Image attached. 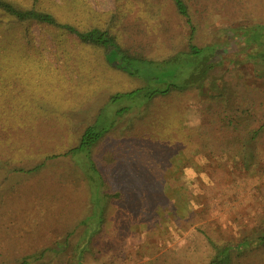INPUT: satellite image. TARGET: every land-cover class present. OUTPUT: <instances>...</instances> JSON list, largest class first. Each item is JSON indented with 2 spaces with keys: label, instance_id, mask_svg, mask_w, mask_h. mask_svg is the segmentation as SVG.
<instances>
[{
  "label": "rangeland",
  "instance_id": "rangeland-1",
  "mask_svg": "<svg viewBox=\"0 0 264 264\" xmlns=\"http://www.w3.org/2000/svg\"><path fill=\"white\" fill-rule=\"evenodd\" d=\"M13 1L107 30L130 55L162 61L187 47L170 0ZM186 1L194 43L217 48L213 68L200 85L149 101L163 79L143 63L111 64L102 46L0 12V264H208L211 240L264 227V67L254 57L264 43L245 42L264 26V0ZM102 109L96 230L82 221L97 178L68 151ZM236 261L264 264V248Z\"/></svg>",
  "mask_w": 264,
  "mask_h": 264
},
{
  "label": "trees",
  "instance_id": "trees-1",
  "mask_svg": "<svg viewBox=\"0 0 264 264\" xmlns=\"http://www.w3.org/2000/svg\"><path fill=\"white\" fill-rule=\"evenodd\" d=\"M132 1L136 2L137 0ZM170 1L174 6L176 14L187 26L189 33L186 42V49L179 51L178 54L162 61H155L150 58L128 54L116 42L115 37L107 30L101 29L97 26L90 27L85 30H79L76 26L60 23L52 13L38 10L34 7L23 8L14 3L13 0H0V12L6 15L9 19L17 22H38L57 27L68 33L76 35L83 44L102 46L106 50V57H110L111 61L109 63L111 64L115 58H118L125 63H130L133 60L137 62V64L143 63V72L145 74L156 73V78L159 76V79H163V87L161 89H153L148 93L146 100L149 101L158 94L165 95L171 90H184L192 86L200 85L207 76L209 70L213 68V59L217 50L214 45L198 47L194 43L197 27L187 1ZM121 2L125 5L126 0H121ZM150 16L152 15L149 13V17ZM251 32L252 34L249 32V35L245 38V42L252 41L253 39H251V37H256L260 43H264V26L254 28ZM254 57L259 60L260 66L264 67V50L257 51ZM120 67L121 65L119 64L117 68ZM259 77L264 78V68H261ZM127 95L131 96L135 95V93L132 92ZM119 96L122 97L123 95ZM117 97L118 95L114 98ZM103 114L104 109L100 111L96 121L85 128L81 135L79 144L68 151V154H71L72 156H77L78 154L83 153L87 160V166L93 173V178H97V185L92 187V200L95 211L91 216H89L91 218H86L82 221L88 227H91L94 223H96V230L102 222L101 215L106 205V197L105 193H102L99 190L101 185L100 176L94 167L91 153L93 147L108 130H106L101 123L103 120ZM261 131L262 127L253 132V136ZM98 209H100V212L97 222L93 218L98 212ZM210 242L213 244L214 253L208 264H237L236 259L240 256L247 254L253 249L264 248V227H262L256 235L241 238L239 241L225 242L222 244H218L212 240ZM79 256H81L80 253ZM26 262L27 259H24L20 264H26Z\"/></svg>",
  "mask_w": 264,
  "mask_h": 264
}]
</instances>
